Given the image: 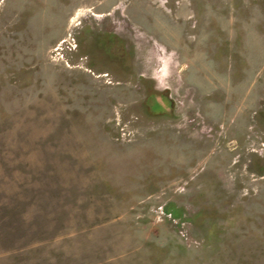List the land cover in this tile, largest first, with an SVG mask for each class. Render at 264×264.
Masks as SVG:
<instances>
[{
  "label": "rangeland",
  "instance_id": "rangeland-1",
  "mask_svg": "<svg viewBox=\"0 0 264 264\" xmlns=\"http://www.w3.org/2000/svg\"><path fill=\"white\" fill-rule=\"evenodd\" d=\"M0 264H264V0H0Z\"/></svg>",
  "mask_w": 264,
  "mask_h": 264
}]
</instances>
